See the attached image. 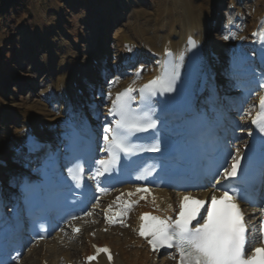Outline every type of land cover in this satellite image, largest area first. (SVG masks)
<instances>
[{"label": "bare ground", "instance_id": "6f19581e", "mask_svg": "<svg viewBox=\"0 0 264 264\" xmlns=\"http://www.w3.org/2000/svg\"><path fill=\"white\" fill-rule=\"evenodd\" d=\"M155 3L153 13L151 12L153 14L151 16L155 15V21L147 23L146 26H143V20L142 22L139 21L136 30L133 31L134 36L130 37L129 40H127L128 38L123 40V42L120 40L122 63L125 62V66L129 70L127 73H130V75L125 82L116 83L111 87V94L107 96L109 104H113L116 100L115 93L129 87L133 89V92L136 93L135 97L138 98L139 89L142 88L143 84L161 76L165 55L171 53L174 58H178L183 51L187 53L186 42L189 38H193L201 46V69L208 66L212 68L217 66L218 60L212 56V53L220 55L226 51L230 58H233V62L229 64L228 77L232 78L235 75L237 79H242L243 84L252 85L250 90H244L240 87L232 89V94H240L239 98H244V102L248 104V110H246V115L241 117V122L230 124L225 129V132L232 136L236 144L238 143L242 147L246 146L252 136L251 120L259 111L260 98L264 97L263 89L260 87V77L255 74L252 77L246 76L248 69L260 70L257 59L260 57L261 43L264 40V0L250 1L252 4L248 9V13L251 18L246 27L243 26L244 19L238 10L232 14V18L226 27V30L232 33L230 35L226 34L227 39L224 48H221L222 46H219V43L211 36L213 33L212 23L216 18L215 12L219 11L218 0H157ZM237 16H240L239 22L236 21ZM131 40L135 41L137 45L130 46L132 45ZM238 43H241L240 52L236 50ZM99 56L105 58L107 51L102 48L97 49L94 59ZM127 56L129 57L128 61ZM138 56L146 57L147 64H131L130 59ZM246 58H249L248 67H242L246 63ZM79 68L77 62L68 61L66 56L58 62L53 75L55 78L51 81L49 88L52 91L50 94L52 108L49 109L46 106L49 110L36 107L25 109L19 107L20 105L14 107L2 106L5 114L8 116L14 115L18 119L17 126L19 129H9L6 136V139L11 142L14 148L25 141L29 130H32L39 138H55L56 134L49 130V124L62 122L64 116L79 110L77 106L85 101V96H80L78 93L83 89L78 86L75 88L73 85L78 82ZM89 76L88 91L90 92L94 87L95 75ZM200 79L201 76L198 73L195 78V87L199 85ZM220 87L219 84L212 85L209 88L212 95L208 94L205 99L204 119L213 120L212 124L221 122L224 114L221 108L215 104L218 96L216 94L217 88L219 93ZM65 100L72 107L67 114L64 110ZM104 121L105 117H102L100 125H103ZM41 127L44 128L43 131ZM232 129H234V132ZM249 132H251V135H249ZM2 174L3 170L0 168V175ZM216 186V183H207L205 187L198 189L195 194L206 199L213 194L217 196L219 190L216 189ZM107 191L109 193L106 192L100 198L94 197V207L92 208L97 209L99 213L90 210L89 212L92 215L89 216L88 212L84 218L79 219V222H74L70 226L71 232L65 226L62 231L55 235L53 241L44 242L45 250L44 248H36L29 251L26 257L31 259L32 255H39V259L34 264H68L69 262L84 264L82 259L85 260L93 253L91 243H96L99 245L107 244L112 247L115 254V264H179V254L175 250L163 248L153 251L152 246L148 243L149 239H144L139 235V226L141 224L140 216L144 213L160 216L161 218L167 216L175 218L182 194L160 190L157 192L159 195L157 199L141 201L140 196L128 195L129 192L133 193V187L118 190L116 194L112 189L108 188ZM118 195L119 200L117 199ZM129 204L132 205L131 208H128ZM109 205L112 206V209L111 212H108V215L112 219L117 212L122 215L120 219H113L117 222L109 223L104 217ZM247 212L248 221H252L254 225L256 217L262 213V210L261 208L248 209ZM76 225L80 229L79 233L73 231ZM103 229H106L107 233H103ZM90 232L93 233V237L89 235ZM82 238H84V244L81 245L82 247H76L77 243L82 244ZM99 264L107 263L101 258Z\"/></svg>", "mask_w": 264, "mask_h": 264}, {"label": "rangeland", "instance_id": "374dc122", "mask_svg": "<svg viewBox=\"0 0 264 264\" xmlns=\"http://www.w3.org/2000/svg\"><path fill=\"white\" fill-rule=\"evenodd\" d=\"M231 1L218 0L220 6H218V10L219 8L220 10L216 14L219 20L218 25L223 32L225 31L223 22L230 13L235 11ZM155 2L157 0H20L16 7H11L6 21L0 19V44H5L4 47H0V144L1 146L4 145L3 151H10L11 147L6 139L7 131L13 128L19 129V127L17 126L18 119L14 115L5 114L2 106L20 105L19 107L25 109L33 107L48 109L46 105L43 107L42 98L46 95V90L50 88L51 81L55 78L53 75L58 62L64 56L68 58V61L73 60L78 63L81 77H83L85 70H90L84 74L88 77V83L79 82L77 76L78 87L82 88L83 91H85V87L89 89V75H95L93 89L96 88L97 75L91 68V65L98 66V63L91 60L94 59L96 50L102 48L107 51L108 55L105 59L107 71H118L121 57L119 53L122 51L120 40L123 42L127 38V40L131 39L139 21L142 22L143 20V26L155 21V15L151 16L156 6ZM235 2L240 8V10H236L241 13L244 19L243 26L246 27L251 18L248 9L252 3L250 0H235ZM231 18L230 16L229 20ZM229 20L226 21L227 26ZM213 31V36L219 34L218 28ZM131 43L130 46L137 45L133 40ZM12 44L15 46L14 53L7 58ZM221 46L225 47L226 44H221ZM9 59L13 66L8 68L6 61ZM142 60H146V57L140 56L139 61ZM96 62H100V58ZM146 62L147 60L139 64L145 63L146 65ZM120 69L126 73L129 71L126 66H122V60ZM100 73L101 71L98 69L97 74ZM111 77L112 75L107 79ZM125 80H115L110 86L111 91L114 84L123 83ZM105 84L106 81L104 80L101 85L104 86ZM222 84L223 87L228 86L227 91L236 85L233 82ZM247 106L245 104V109ZM89 108L93 107L89 106ZM225 108L228 109V118L232 121H238V117H240L238 110L229 106H225ZM12 161L11 159L10 162ZM81 240L82 244L77 243L76 247L84 244V238ZM35 249L36 247H33L30 251ZM26 256L28 254L25 253L20 264H34L40 257L34 254L31 259H28Z\"/></svg>", "mask_w": 264, "mask_h": 264}, {"label": "snow or ice", "instance_id": "6c2138e0", "mask_svg": "<svg viewBox=\"0 0 264 264\" xmlns=\"http://www.w3.org/2000/svg\"><path fill=\"white\" fill-rule=\"evenodd\" d=\"M225 38L227 39V37ZM189 42L193 48L196 47L195 41L190 40ZM179 59L182 61L183 56H180ZM179 67L180 65L177 64L171 71L166 70L163 76L145 85L141 92L148 90L151 94H155L157 90L160 92L174 91ZM132 92L131 87L127 88L124 92L119 93L113 102L111 114H119L120 118L116 121L115 129L111 127L104 129L105 133L112 134L111 138L107 134L103 136L105 150L110 153V158L96 161L101 167L96 170L93 179H98L104 173L111 171L112 166L119 162L117 150L126 155L134 151L133 146L127 142V134L156 127L154 122L144 126L139 118L132 113L129 104ZM251 123L256 125L261 133H264V97L260 98L259 111L256 112ZM148 150L158 152L160 149L158 146H153ZM230 158L231 165L224 166L223 178L236 177L240 169L242 157L239 150ZM83 171L82 166L72 170V179L77 184L83 180ZM215 183L220 184V181L217 180ZM221 186L223 187V185ZM99 190L107 191L106 188ZM136 191L148 192L149 189L138 188ZM128 195L131 196L133 193L129 192ZM117 199L119 200V197ZM153 199L155 200V197ZM237 199V196L227 189L219 197L213 194L210 201L184 195L179 202V210L175 218L142 214L139 235L146 239L151 237L148 243L154 251L162 247H175L179 254V264H264V247L252 246L257 240L264 243V220H261L258 235L250 232ZM131 206L129 204L128 208ZM111 209L112 206L109 205L105 212V218L109 223H114L117 221L108 215ZM202 209L204 215H201ZM88 215L91 216L92 213L89 212ZM193 221L196 222L195 225H193ZM73 231L79 233L80 229L75 228ZM97 252L107 253L108 259H112L111 251L106 247H97ZM88 259L92 260L95 257ZM0 264L3 262L0 261Z\"/></svg>", "mask_w": 264, "mask_h": 264}, {"label": "trees", "instance_id": "16d2710c", "mask_svg": "<svg viewBox=\"0 0 264 264\" xmlns=\"http://www.w3.org/2000/svg\"><path fill=\"white\" fill-rule=\"evenodd\" d=\"M20 0H0V19L6 21L7 15L10 14V8L16 7ZM7 39V38H6ZM14 46L12 45L10 56L13 53Z\"/></svg>", "mask_w": 264, "mask_h": 264}]
</instances>
